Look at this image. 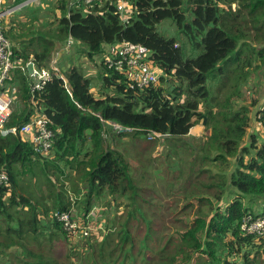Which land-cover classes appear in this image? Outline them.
<instances>
[{
	"label": "trees",
	"instance_id": "16d2710c",
	"mask_svg": "<svg viewBox=\"0 0 264 264\" xmlns=\"http://www.w3.org/2000/svg\"><path fill=\"white\" fill-rule=\"evenodd\" d=\"M125 1L131 7L124 18L112 0H53L55 26L29 18L36 12L27 8L33 4L4 21L19 62L7 80L16 90L3 128L42 113L53 136L51 148L36 152L19 133L0 132V172L7 175L0 185V264H176L171 252L162 258L176 242L202 254V264L257 262L264 254V229L248 232L242 224L248 215L256 217L244 200L264 198V144L258 145L252 133L244 141L253 103L232 110L230 102L249 71L264 66V0ZM23 9L24 17L15 16ZM164 19L175 24L174 35L157 29ZM27 22L35 26L33 32L23 30ZM69 36L85 56H102L98 76L109 90L94 93L90 76L74 63L58 67L67 87L51 68L44 86L33 87V78L18 65L30 60L48 67L54 41L65 45ZM123 40L148 49L156 81L130 84L125 69L106 58V46ZM35 42L39 48L27 51ZM257 115L264 128V104ZM106 121L131 130L119 132ZM195 122L205 125L206 139L182 147L177 139ZM107 126L116 141L168 137L163 154L148 153L150 161L132 169L124 153L106 143L102 133ZM148 131L160 137L148 140ZM175 192L179 197L166 203L164 197ZM145 193L157 202L150 203ZM192 201L197 208L188 227L178 225V236H170L182 211L178 205L183 202L185 208ZM94 205L104 211L91 214ZM151 206L156 209L150 211ZM167 215L172 219L160 221L156 228L162 234L156 235L152 219ZM257 216L264 218L263 213ZM140 225L145 233L137 239ZM236 252L240 262L229 258ZM249 252L257 257L250 258Z\"/></svg>",
	"mask_w": 264,
	"mask_h": 264
},
{
	"label": "rangeland",
	"instance_id": "374dc122",
	"mask_svg": "<svg viewBox=\"0 0 264 264\" xmlns=\"http://www.w3.org/2000/svg\"><path fill=\"white\" fill-rule=\"evenodd\" d=\"M53 0H36L33 5L27 7V8H34L36 10L35 13H33L29 18H37V22L39 24V21L45 22V23H51L52 26L56 25L57 22V16H58V11L52 8ZM25 14L24 10L19 14L15 16L22 17ZM27 16V15H26ZM24 17V16H23ZM9 17H7L5 20H7ZM11 19V18H10ZM8 19V20H10ZM4 20V21H5ZM24 22V21H23ZM4 24V23H3ZM5 26V24H4ZM35 28V26L29 22L25 24L23 27V30L26 31H32ZM157 29L162 32L163 34L170 36L175 34V24L172 22L171 19H164L162 20L158 25ZM35 38L37 37V34H34ZM65 40V39H64ZM61 41L63 40H56V43L54 41V46L52 48V51L49 54V58L52 59L53 57L56 56V65L59 67L61 66H68L71 63H74L78 65L83 71V74L86 76H90L91 79V89L94 93H98L99 90L105 89L109 90L108 87L102 86L101 82V76H98V71H99V65L97 64L99 62V59H101L100 56H95V59L92 57L90 59L89 57L85 56L83 52H81L80 47L76 44L74 46V43L71 45L66 44L67 48H62L63 45L58 46L61 44ZM21 47H26V45H23ZM27 51H32L34 48H39V43L35 42V44H31L29 47H26ZM68 50V52L62 53L63 50ZM56 51V52H54ZM194 52L193 54H195ZM62 54V55H61ZM106 54V51H105ZM208 81L215 82L214 79H209ZM236 98L232 99L230 102V108L232 110H238V109H243L252 102L253 107L251 111L249 112V123L246 132L248 135L246 136L245 140H248L249 134L252 133L256 135L257 137V144H264V128L260 125L259 119L254 118V115L257 116V113L259 109L263 107L264 104V66L260 65H255L248 74V77L246 80L239 84L238 86V91L236 92ZM222 97V96H221ZM14 105V104H13ZM262 106V107H260ZM12 109H14V106H12ZM205 125H202L200 122H195L194 125L189 129V132L182 136V139H177V142H182V147L186 146L184 142L191 143L193 146L196 145L198 142H201L205 140L206 138L205 135L203 134V127ZM107 131H104L102 133L103 137L107 140L106 143H108L111 147L117 148L121 152L124 153L126 160L130 163V167L133 169L135 166L139 165L142 163L141 167L146 164L150 159L146 157L148 153L151 154L152 157H158L161 154H163L164 147L167 143L168 137H161L157 139H153L151 141H147L143 138V136H140V138L132 139L131 136L124 137L120 141H116V137L112 135L113 133H110L112 129L110 126H107ZM106 134V135H105ZM114 138V140H111V138ZM160 137V136H159ZM130 138V140L128 139ZM143 138V139H142ZM165 144V145H164ZM52 152V151H51ZM50 152V153H51ZM196 152V151H195ZM49 153V156L51 154ZM185 154V153H184ZM203 153H201L200 156H202ZM198 164L205 165L206 162H201V161H196ZM233 162V160H232ZM218 169V167H215ZM138 167L134 169V171H139ZM215 169H210V173H212ZM213 175V174H211ZM221 180L222 178H218ZM200 183V180L199 182ZM190 184H195L193 180L190 182ZM165 193V189L163 186H161ZM144 197L146 200H148L150 203H155L157 201L152 200V195L150 193H145ZM179 194L178 192L173 193L169 197H164V201L166 203H171L174 202V198H178ZM244 202L248 205L250 212H253L257 215L260 213L264 214V198L263 197H257V198H246ZM164 204L162 207H166L167 204ZM193 204L189 203V205H186L185 208H183V202L180 203V210L182 208V211L178 212L173 219L176 220V225L174 226V230L172 231L170 236H178V233L176 231L177 226L181 229H184L188 227V222H189V217L192 216V211L197 208V202L192 201ZM178 206L176 208H178ZM182 206V207H181ZM185 206V205H184ZM175 208V207H174ZM150 211L155 210L156 208L154 206H151ZM173 209V208H172ZM99 210L100 213L104 210L99 205H94L92 206L90 213L93 214V212ZM200 213H203L202 210ZM80 214V213H79ZM252 217H255L251 215ZM97 219H100L101 221L102 218L97 215L95 216ZM173 217V216H172ZM250 218V220L254 218ZM172 219V218H171ZM170 215H167V217L164 218V220L161 219V216L158 218H153L152 219V226L151 229L155 228L156 235L161 236L162 233H159V231L156 228V225L162 221L163 223H167L171 220ZM244 226V225H243ZM178 229V228H177ZM247 230V229H246ZM248 232H256V231H251L247 230ZM138 238H141L142 235L145 233L143 225H140L137 227L136 230ZM170 236H165L170 237ZM164 238V240H165ZM172 247V248H170ZM167 249V251L163 252L162 258L167 259L168 254L171 252L172 255L176 257V264H202L200 261V256L202 254L200 253H193L192 250L187 248L186 246L181 247V244L179 242L172 243V245ZM184 251H187L189 258L186 259ZM241 254V253H240ZM240 254L238 252L230 254L231 256L229 257L230 259H234L235 262H240ZM250 255V258L255 259L257 256L253 257L252 253H248ZM158 261V260H157ZM162 261V260H161ZM248 264H264V254L260 255L258 257L257 262H251L249 261Z\"/></svg>",
	"mask_w": 264,
	"mask_h": 264
},
{
	"label": "built area",
	"instance_id": "2783aa9c",
	"mask_svg": "<svg viewBox=\"0 0 264 264\" xmlns=\"http://www.w3.org/2000/svg\"><path fill=\"white\" fill-rule=\"evenodd\" d=\"M13 1L14 0H0V132L2 134H6L7 132H17L22 140L29 141L33 144V149L36 152H45L51 148L53 132L48 128V118L44 114H36L20 126L3 128L4 122L12 111V106L14 104L13 94L16 90L14 85L9 86L7 84V80L10 71L17 65L16 63L19 62L12 53L11 42L4 34L3 23L8 16L12 15L25 5L33 4L36 0H20L16 3ZM81 1L89 4L98 2L99 0ZM112 1L115 2V10L122 14V17L124 18V14L128 12L131 6L125 0ZM70 43L72 45L73 41L69 36L65 40L63 48H67L66 44L69 45ZM105 51L106 58L113 63L116 68L125 69L130 84L142 86L148 82L156 81L158 73L149 62L147 57L148 49L142 44L123 40L113 45H107ZM28 64H31V71H28ZM18 66L22 70L28 71L29 75L33 78V87L36 89H41L51 78L52 72L50 71V68L58 72V76L65 81L67 87L66 77L59 72L58 66L56 65V58L51 59L50 65L48 66L49 68L37 67L32 61H27L25 64ZM106 124L119 132L131 130L129 127L121 126L111 121H106ZM158 136H160V134L155 131L146 132V139L148 140ZM6 182L7 175L4 172H0V185L5 184ZM60 217L65 220L64 223L68 227L72 228L74 224L68 222V218L65 214H62ZM250 218L251 216L248 215L247 220L242 224V227L247 230L262 232L264 229L263 216L255 217L252 220H250ZM83 232L84 234L87 233L86 229H84Z\"/></svg>",
	"mask_w": 264,
	"mask_h": 264
},
{
	"label": "crops",
	"instance_id": "0c3cea01",
	"mask_svg": "<svg viewBox=\"0 0 264 264\" xmlns=\"http://www.w3.org/2000/svg\"><path fill=\"white\" fill-rule=\"evenodd\" d=\"M20 10V9H19ZM24 10V9H23ZM12 44V43H11ZM14 45V44H13ZM13 45H11V49H13ZM54 52H56V51H54ZM12 53H13V50H12ZM102 57V56H101ZM53 58H56V56L55 57H53ZM28 61H30V60H28ZM50 61H51V59L49 58V65H50ZM34 64V63H33ZM35 65V64H34ZM29 71V70H28Z\"/></svg>",
	"mask_w": 264,
	"mask_h": 264
},
{
	"label": "water",
	"instance_id": "95a60500",
	"mask_svg": "<svg viewBox=\"0 0 264 264\" xmlns=\"http://www.w3.org/2000/svg\"><path fill=\"white\" fill-rule=\"evenodd\" d=\"M27 68H28L29 71H31V64H28Z\"/></svg>",
	"mask_w": 264,
	"mask_h": 264
}]
</instances>
